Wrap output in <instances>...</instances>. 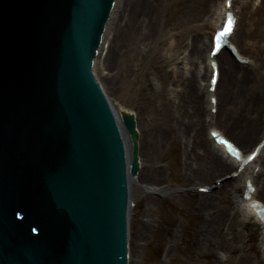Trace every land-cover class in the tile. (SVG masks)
Here are the masks:
<instances>
[{
    "label": "water",
    "instance_id": "water-1",
    "mask_svg": "<svg viewBox=\"0 0 264 264\" xmlns=\"http://www.w3.org/2000/svg\"><path fill=\"white\" fill-rule=\"evenodd\" d=\"M115 3L0 0V264H128L137 121L92 71Z\"/></svg>",
    "mask_w": 264,
    "mask_h": 264
},
{
    "label": "rangeland",
    "instance_id": "rangeland-1",
    "mask_svg": "<svg viewBox=\"0 0 264 264\" xmlns=\"http://www.w3.org/2000/svg\"><path fill=\"white\" fill-rule=\"evenodd\" d=\"M260 1H250L254 10L262 8ZM207 2L208 0H165V12L160 21L161 31L158 39L171 31L173 34L181 32L183 41L186 36L195 34L192 29L186 30L183 27L188 22L191 25H202L208 13L204 5ZM221 2L219 1L218 5ZM245 2L246 0L235 1V12L240 22L241 17L238 13ZM237 30L241 31V24ZM238 37L237 35L233 37V44L251 62L241 67L248 68L247 73L249 75L251 73L260 85H264V61L262 64L256 61L249 45L247 43L240 45ZM157 42L155 52L143 68L135 44L130 47L133 53L126 57L124 64L132 67L136 74L124 76V79L116 77L111 82L105 81L106 74L113 77L120 64L111 58L114 70L113 67L104 70L101 66L98 70L100 83L104 85L110 99L133 110L137 115L138 131L145 134L149 128L162 138L159 150L152 159L142 154L143 167L154 171L150 172L152 178H142L140 182H134L131 186L133 207L129 220V264H239L244 252L252 258L262 257V249L261 251L258 249L262 242L260 227L251 224L244 228L232 223L236 206L234 195L206 197L197 188L201 185L219 186L234 173L227 174L224 178L215 174L205 180L196 177L186 165L187 152L193 148L196 129L200 130L203 126L208 130L218 128L237 141L239 138L233 134V128L228 131L220 122L213 125V128L210 127L206 113L204 118L203 116L200 119L194 118L192 113L194 105L191 103L193 102L191 96L194 95L188 90L189 85L185 83V76L181 80V76L173 70L174 65L162 67L160 63L154 61V55L164 52L167 48L166 42ZM190 44L187 41L181 52L187 51L188 48L191 51ZM223 55L228 56V53L225 52ZM178 66L184 68L182 64ZM143 70L148 72L147 76H143L141 72ZM162 87L167 88L166 94H160L159 90ZM216 98L219 97L216 95ZM258 113L259 116L264 114V105ZM238 131L240 133V130ZM261 133L259 139L264 136V122ZM248 150H252V147ZM260 165H264V156L260 160ZM259 182L258 185L261 187V181ZM153 185L167 190L162 193L150 192L148 188ZM241 194L242 191L238 193L239 196ZM258 199L264 202L263 195H259ZM218 214L221 215L220 218H217ZM216 220L219 222L213 224ZM234 238H241V241L235 243L236 250L233 252L230 246ZM228 239L232 242H228ZM169 251L171 253L168 256Z\"/></svg>",
    "mask_w": 264,
    "mask_h": 264
},
{
    "label": "bare ground",
    "instance_id": "bare-ground-1",
    "mask_svg": "<svg viewBox=\"0 0 264 264\" xmlns=\"http://www.w3.org/2000/svg\"><path fill=\"white\" fill-rule=\"evenodd\" d=\"M219 1L222 2L218 5ZM235 1L236 0L232 1L231 9L228 11L235 12ZM250 1L252 0H246L241 11L238 13L241 17V22L237 20L236 30L231 40L235 35L239 36V44L246 45L247 43L255 60L262 64L264 61V0L260 1V6H263L262 8L259 7L260 9L258 11L254 10ZM225 4L226 0H208L207 4H204L208 13L202 25H191L189 22L185 24L183 29H192V32H195V34L190 33L191 35L186 36L183 41L181 32L173 34L172 31L169 34H165L164 37L162 36L160 40L158 39L161 31L160 21L165 12V0H116L113 13L103 38V44L95 60L93 69L97 80L101 82L98 75L100 66L104 67V70L111 69L113 67L112 62L116 59L120 63L115 70L116 74H114L113 77H109L107 73L104 79L109 82L116 77L124 79V76L129 77L130 75L136 74V71L132 67H127V65L124 64L126 57L133 53L130 51L132 44H135L136 53L142 62L143 68L155 52L158 46L157 41L161 43L166 42L167 48L164 52L155 54L153 57L155 59L154 61L160 63L162 67L174 65L173 70L181 76V80H183L182 77L185 76V83L189 85L188 90L194 95L191 96L193 100L191 103L194 105L192 112L194 118L200 119L202 116L204 118L206 113V118L209 120L210 127L213 128V125L220 122L224 124L228 131L230 128H233V134L241 141L239 142L226 135L222 129L214 128V130H208L205 129L204 126L200 130L196 129L197 133L193 139V148L187 152L186 165H188L187 169H191L196 177L204 178L205 180L215 174L224 178L227 174L231 175L232 173H237L239 168L237 161L232 159L222 146L216 144L215 140L211 137V132H218L228 141L232 142L240 150L243 159L252 152V150L247 151V149L251 147L252 149L255 148L264 138V136H262V138L259 139L260 134H262L264 114L259 116L258 113L260 108L264 105V85H260L257 79L253 78L251 73L249 75L246 71L248 68L245 69L241 67L243 64L239 62L233 54L228 52V56L223 55L226 52L225 49L215 57L218 65L219 79L215 92H209L210 78L212 75L210 67L212 39L215 32L221 28L224 21L227 12ZM236 17H238V15H236ZM240 24L241 31L237 30ZM187 41L191 43L189 45L191 51H189L188 48L187 51L181 52L183 45ZM105 44H107L106 49ZM236 49L238 56L247 59V63L250 64V60L244 57L237 47ZM103 53L105 54L104 57ZM110 58L113 60L111 61ZM180 64L184 65V68H178ZM114 68L115 67H113V70ZM141 72L143 76L148 75V72L144 70ZM171 81L173 83L176 82L173 80ZM102 88L104 90V85H102ZM166 91V87H162L159 90L160 94H166ZM159 92L158 95H160ZM216 95L219 98H216ZM107 97L117 116L119 110L135 114L133 110L117 104L112 101L108 95ZM212 98H216L215 106L210 102ZM214 107L216 109L215 114L211 112ZM136 116L135 114V117ZM238 130H240V133ZM148 131L145 132V134H141L138 131L140 170L136 177L129 178V213L133 207V199L131 197L132 183L140 182L142 178L150 179L152 178L150 176L151 173L154 172L143 167L142 154H146L149 159H152L158 152L160 143H162L160 135L154 134L149 128ZM121 132L126 146V159L129 163L131 157V142L127 132L122 126ZM240 138H243V141ZM250 144L252 146L249 147ZM262 152L264 153V150ZM262 156H264V154ZM260 159L261 156L254 162V167H246L243 172L237 176L233 175L229 179H225L219 186L217 184H214L213 187H208L206 185L197 186L198 189L207 188L210 190L208 194H204L206 197L233 194L236 199V206L232 223L243 226L244 228L251 224H257L260 227L262 242L260 246H258V249H260V251L262 249V257L254 256V258H252L244 252L239 264H264V225L251 208V205L254 203H260L264 206V202L258 199L259 195L264 196V165H260ZM257 166L261 168L259 172L255 174V168ZM248 180L255 183L254 186L256 188L251 201L243 199V192L245 190L246 181ZM259 181H261V187L258 185L260 184ZM148 190L153 193H162L166 192L167 189L153 185L148 188ZM241 191L242 194L239 196L238 193ZM220 217L221 215L218 214L217 218ZM217 222L219 221L216 220L213 224ZM227 241L230 243L232 242L230 239ZM240 241L241 238H234L230 250L234 252L236 250L235 243ZM170 253L171 251H169L168 256Z\"/></svg>",
    "mask_w": 264,
    "mask_h": 264
},
{
    "label": "snow or ice",
    "instance_id": "snow-or-ice-1",
    "mask_svg": "<svg viewBox=\"0 0 264 264\" xmlns=\"http://www.w3.org/2000/svg\"><path fill=\"white\" fill-rule=\"evenodd\" d=\"M233 24L234 20L230 16L228 18L227 26L219 33V38H223L224 36L228 35L232 31Z\"/></svg>",
    "mask_w": 264,
    "mask_h": 264
}]
</instances>
